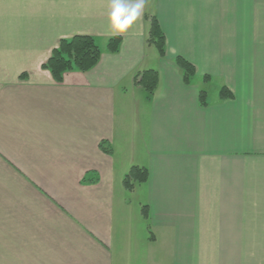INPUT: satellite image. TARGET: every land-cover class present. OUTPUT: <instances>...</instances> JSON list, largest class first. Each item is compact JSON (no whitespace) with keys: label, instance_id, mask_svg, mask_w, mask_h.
Listing matches in <instances>:
<instances>
[{"label":"crops","instance_id":"obj_1","mask_svg":"<svg viewBox=\"0 0 264 264\" xmlns=\"http://www.w3.org/2000/svg\"><path fill=\"white\" fill-rule=\"evenodd\" d=\"M109 3L0 0V264H264V0H146L117 53ZM77 35L100 62L57 83L42 65Z\"/></svg>","mask_w":264,"mask_h":264},{"label":"trees","instance_id":"obj_2","mask_svg":"<svg viewBox=\"0 0 264 264\" xmlns=\"http://www.w3.org/2000/svg\"><path fill=\"white\" fill-rule=\"evenodd\" d=\"M150 23L147 42L158 50L161 57L166 55V37L158 20L148 18ZM122 43V37L116 36L107 40L106 47L110 53H117ZM102 49L96 38L87 35H77L71 38L62 39L58 46L52 51L50 58L42 65V69L50 72L52 78L57 83H61L64 76L69 72L87 73L93 70L100 62ZM176 64L183 72V81L189 85L196 75V68L182 57L176 58ZM205 79H209L206 77ZM136 85L142 87L151 99L159 85V74L155 70H148L135 77ZM222 100L231 99L229 90L223 89L220 92ZM201 104L207 105L206 93L200 92ZM106 153L111 150L104 148ZM149 173L146 168L133 167L124 178V186L128 190H133L135 185L144 184L148 181ZM144 217L148 218V210L145 206L142 210Z\"/></svg>","mask_w":264,"mask_h":264},{"label":"clouds","instance_id":"obj_3","mask_svg":"<svg viewBox=\"0 0 264 264\" xmlns=\"http://www.w3.org/2000/svg\"><path fill=\"white\" fill-rule=\"evenodd\" d=\"M146 0H110L108 21L113 36L127 33L141 18Z\"/></svg>","mask_w":264,"mask_h":264},{"label":"rangeland","instance_id":"obj_4","mask_svg":"<svg viewBox=\"0 0 264 264\" xmlns=\"http://www.w3.org/2000/svg\"><path fill=\"white\" fill-rule=\"evenodd\" d=\"M163 264H171V259H169L168 256L164 255L163 257V261H162Z\"/></svg>","mask_w":264,"mask_h":264}]
</instances>
